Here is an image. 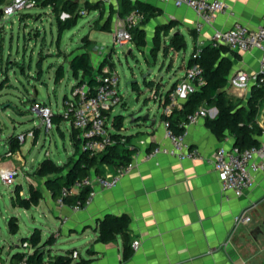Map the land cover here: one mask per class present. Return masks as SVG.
<instances>
[{
  "label": "crops",
  "instance_id": "crops-1",
  "mask_svg": "<svg viewBox=\"0 0 264 264\" xmlns=\"http://www.w3.org/2000/svg\"><path fill=\"white\" fill-rule=\"evenodd\" d=\"M8 1L3 0L0 4V14L2 6ZM64 1L66 0H58L59 5L61 6ZM69 1L77 4L80 10L85 9V13L80 16L92 14L88 20L90 29H96L93 26L94 22L99 25L104 24L111 8L113 12L107 24L108 29L104 31L110 32L112 37L116 20L123 16L118 13L122 0ZM127 1L148 3L158 10V13L143 25L146 45L137 46L138 48L150 47L153 43L155 28L171 23V27L167 29V35L174 32H180L183 35L185 48L180 51H184L189 42L188 59L196 46H209L208 40L214 30L227 29L236 22L244 24L249 29L256 28L264 13V0H222L227 4L228 11L216 13L209 23L196 29L195 24L198 17L190 7L184 5L177 7L172 0ZM86 3L98 4L96 8H89ZM36 6L41 8L40 11L49 9L53 14L51 5L41 7L37 4ZM23 14L30 16L28 11H20L18 12L19 18ZM61 14L64 17L67 16L63 11ZM219 49L232 63L223 89L238 107L246 111L253 84L243 90L237 89L228 84V76L236 69L248 72L257 70L261 50L237 51L226 47ZM80 52L87 51L80 49L72 53L66 61L69 70V60L74 54ZM87 54L88 62L93 70L100 69L101 71L97 72H103L114 69L113 65L107 63L105 51H99L101 56L97 57L98 63L95 65L91 62V55L88 52ZM188 59L183 58L177 69L174 68L173 63L170 70L174 71L173 75L176 78L166 90L162 89V81L153 83V87L147 85L149 90L147 98L155 103L156 96L166 95L170 88L172 90V85L183 76L185 67L188 66ZM146 101L144 103L147 104ZM184 101L185 98L180 99L181 105ZM205 107L209 112L208 117L213 118L216 108ZM142 108L144 110L142 113L148 112V119L135 122L129 117V125L124 126L123 116L119 130L120 136L114 144V159L117 158L116 155L128 150L130 161L133 162L132 168L122 175L111 188H104L93 180L91 185L93 196L90 202L82 208L73 210L68 203L58 204L57 198L53 197L44 185L45 176L34 173L38 164L31 171L23 172L28 181V192L24 196L29 195L30 186L40 192L39 201L35 206L40 209V214L47 219L49 224L47 232L38 228L41 239L45 233H48V236L52 234L54 238L50 245L43 248L44 252L48 251L46 258L43 254V260H47L49 255L66 254L76 250L77 256L72 258V264H264V171L257 175L251 189L239 196L233 194L225 196L220 190L218 174L212 166L211 156L218 146L233 145L234 137L232 134L225 133L222 138H218L205 124V118H200L194 123H186L183 125L182 132L189 148L197 149L201 158L178 159L161 152L150 159L142 158L143 153L155 145H170L164 136L163 115L151 113V108H146V111L144 107ZM263 118L264 98L261 99L253 118L259 129V132L254 133L259 144H264V131L261 128ZM59 124L56 125L57 128ZM70 126V136L73 140L71 123ZM113 128L116 133L114 125ZM25 133L24 139L30 132ZM36 139L37 137L32 135V141L35 142ZM118 144L122 146L120 151H116ZM18 151L19 149L12 152L15 153V158L11 163H0V168L19 169L24 164V159ZM73 152L74 140L72 141V152L67 157H70ZM65 161L53 162L63 164ZM101 168L103 175L115 171L114 166L106 163ZM94 175L96 174H91V176ZM19 186L18 184L14 188V193L18 190L19 194H23ZM242 213L247 214L250 221L236 224L235 217ZM107 214L126 217L125 238L121 233H117L108 241H101L97 238L98 220ZM51 217L57 219L58 223ZM15 228L16 232L17 223ZM60 236L76 245L67 250L53 247L56 238ZM134 239L139 241L135 248L132 246ZM125 244H129L131 249L127 257H124ZM1 251L2 249H0V259L10 263H15V258H12L13 254L20 252L11 251L9 248L1 257Z\"/></svg>",
  "mask_w": 264,
  "mask_h": 264
},
{
  "label": "rangeland",
  "instance_id": "rangeland-1",
  "mask_svg": "<svg viewBox=\"0 0 264 264\" xmlns=\"http://www.w3.org/2000/svg\"><path fill=\"white\" fill-rule=\"evenodd\" d=\"M40 10L41 8L37 6L22 10V12L28 11L30 16L23 14L20 18L18 13L9 16L0 14L1 164H9L15 158V153H7L9 136H16L23 132L31 133L37 126L35 142L32 141V133H29L23 141L17 140L20 144L18 152L24 159V164L17 169L13 183L6 185L0 178L1 257L9 248L11 251H26L27 248L20 244V238L28 237L34 228L48 231V221L40 214L38 207L33 205L26 209L14 206L11 203V197L15 196L14 188L18 184L19 189L23 191L21 196L28 192V181L23 172L31 171L46 157L62 163L72 152L70 120H62L59 128L54 123L46 126L41 115L32 109V101L35 99L44 103L51 113H64L63 98L71 99V88L75 81L66 63L71 54L85 49L91 55V62L95 65L98 63L97 57L101 56L99 51L106 52L107 63L113 65L118 74V90L124 100L122 108L115 107L112 114L121 109L125 118L124 126L129 125L128 115L140 106L144 107L145 111L146 108H151V113H160L156 102L147 98L149 90L146 81L154 80L157 74H164L160 80L163 83L162 89L166 90L176 78L173 75L174 71L170 70L173 63L174 68L177 69L182 59H188L190 54L189 42L184 51H163L161 45L168 40V35L161 36L160 47L155 55L150 53L153 43L150 47L142 49L135 46L132 41L123 45L114 44L110 32L88 27L91 13L79 16L76 24L62 31L57 42L56 15L49 9L48 11ZM83 11L80 15L85 13V9ZM63 17L60 13L59 18L63 19ZM129 49L131 52L125 55ZM161 62L162 65H160ZM59 64L63 66L64 75L55 82L54 74ZM170 75L171 78H169ZM145 100L147 104L144 103ZM121 148V144H118L116 151H120ZM10 218L17 223L15 233L9 231ZM51 219L58 223L57 219L53 217ZM47 236L48 233H45L41 241ZM65 240L63 236L57 237L53 247L67 250L76 245ZM47 253L48 251L44 252L45 258Z\"/></svg>",
  "mask_w": 264,
  "mask_h": 264
},
{
  "label": "built area",
  "instance_id": "built-area-1",
  "mask_svg": "<svg viewBox=\"0 0 264 264\" xmlns=\"http://www.w3.org/2000/svg\"><path fill=\"white\" fill-rule=\"evenodd\" d=\"M177 7L187 6L192 8L198 17L195 24L199 29L204 24L209 23L216 13L227 12L228 6L222 0H172ZM37 5L36 0H9L2 6V16H9L22 10H27ZM83 13V10L79 11ZM140 19L138 10L133 9L128 14L119 17L116 20L112 33V42L123 45L132 41L129 28ZM208 45L213 48L226 47L230 50L248 51L252 49L261 50L258 60V68L255 71L248 72L243 69H236L228 76V84L237 89H246L250 84L258 87H264V13L260 17L256 28L249 29L244 24L236 22L227 29H217L209 37ZM202 46H196L191 56L196 57L201 52ZM95 83L90 85L87 78L79 77L72 85L71 99H64V115L69 117L71 125L77 130L76 137L80 140L83 149L92 154L102 152L107 147L114 145L117 139L113 136V116L115 107L122 108L123 96L118 90V74L115 69H109L94 75ZM203 69L198 64H192L185 67L184 74L178 80L168 96H156V103L160 113L163 116H169L175 109L181 108V98L194 91L199 90L204 84ZM32 109L41 115L46 126H50V110L47 106L38 101L32 103ZM209 115L204 105L198 106L194 111L186 115V123H194L200 118ZM165 126L164 136L168 139L169 146L155 145L142 155L144 159H150L158 153H165L178 159L201 158L197 149L189 148L182 134H177L169 126V121L163 119ZM261 128L264 131V118L261 122ZM24 133L16 135L18 141H23ZM121 139V138H120ZM11 154L10 151L7 152ZM211 163L218 174L221 192L228 196L241 195L244 191L251 189L254 185L257 175L264 171V144L256 146L240 147L231 145L230 147L218 146L211 156ZM133 166V162L119 165L115 171L108 175H88L83 178H75L69 185H63L60 189V195L57 203H64L63 196L77 195L84 187H89L88 194L83 200L76 199L70 204L73 210H78L88 204L93 196L91 185L93 180L104 188L113 187L119 178L127 173ZM17 169L13 167L0 168V178L9 185ZM250 221L247 214H239L235 217L236 224H244ZM139 241L134 239L132 246L137 247ZM27 248L26 253L15 263H10L0 259V264H36L27 259L28 254L32 253L33 246L28 240H22L20 243ZM72 258H76L77 251L70 253ZM39 264H51L43 260Z\"/></svg>",
  "mask_w": 264,
  "mask_h": 264
},
{
  "label": "trees",
  "instance_id": "trees-1",
  "mask_svg": "<svg viewBox=\"0 0 264 264\" xmlns=\"http://www.w3.org/2000/svg\"><path fill=\"white\" fill-rule=\"evenodd\" d=\"M3 0H0V4ZM37 4L41 7L47 5L52 6V12L56 15L57 23V42L61 36V33L65 29L71 28L76 19L80 16V8L77 4L71 3L66 0L59 5L58 0H36ZM89 8H96L98 3L88 4ZM136 9L140 13V19L132 25L129 30L131 38L134 44L138 47L146 45L145 30L143 25L154 15L158 13L148 3L134 2L131 3L127 0H122L118 8L120 15L128 14L131 10ZM67 14L63 19L59 18L61 12ZM113 10L109 9V14L104 24L99 25L94 22V28L98 30H107L108 22ZM171 27V23L159 25L154 30L153 35V46L151 47V54L155 55L159 46V40L161 36L167 35V29ZM185 48L184 37L180 32H174L169 35L168 40L161 45L163 51L173 50L180 51ZM192 54V52H191ZM198 64L203 69V77L205 79L202 87L194 92L189 93L185 101L182 103L181 108L175 109L169 116H163L164 120L169 121V126L177 134H182L183 125L181 124L186 120V115L194 111L198 106L205 105L207 107H215L216 114L213 118L205 117V124L211 129L212 132L218 138H222L225 133L233 135V145L240 147L256 146L259 144L258 139L254 133L259 132V129L255 125L254 116L257 113L258 105L261 99L264 98V87H258L253 85L250 90V96L248 100V110H244L242 107H238L237 103L232 100L223 89L226 83V77L231 68V60L225 56L219 48H213L210 46H202L201 52L198 56L188 59V65ZM69 68L72 72L73 77L78 80L79 75L87 78L90 85L95 83L94 75L101 71L100 69L93 70V67L88 62L87 52H80L74 54L69 60ZM64 75L63 66L59 64L56 67L54 74V81L58 82ZM148 86L153 87L152 81H147ZM174 86V84L172 85ZM171 88L168 90L165 96H168ZM66 97L63 98V100ZM35 99L32 101V103ZM44 105V103H41ZM69 119L68 116L63 113H50L49 120L50 124L54 123L58 125L60 121ZM123 115L115 114L113 116V125L117 132L113 136L118 139L120 136V129L122 126ZM73 127V126H72ZM119 131V132H118ZM28 133V132H27ZM34 137L37 134V128H33L31 132ZM77 130L73 127L72 135L74 140V152L67 158L63 164H56L50 158L46 157L40 161L34 170L37 175L45 176L44 185L52 193L53 197L58 198L60 195V189L63 185H69L75 178H83L92 173L96 175H103L101 166L106 163L112 166L118 167L119 165L126 164L130 161V156L125 151L122 154L116 155L114 153V145L107 147L102 152L92 154L88 150L80 147V140L76 137ZM26 134V133H24ZM9 151L12 153L18 150L20 144L18 143L16 136L11 135L8 138ZM15 196L12 198L11 203L14 206L23 208H30L31 206L37 205L40 192L34 189L32 186L29 187V195L27 197L21 196L18 190H15ZM89 187L82 188L77 195L63 196L62 200L64 203L72 204L76 199L83 200L88 194ZM9 230L15 232L16 222L10 218L8 221ZM127 219L125 216H113L105 215L98 220V239L101 241H108L115 237L117 233H121L124 238L126 237ZM28 240L33 246L32 253L28 254L27 259L29 261L39 264L43 261V248L46 245H50L54 238L50 234L45 240L41 241L40 230L34 228L28 237H22L20 239ZM131 252L130 245L125 244L124 257H127ZM26 252H16L12 258H15L14 262H17ZM71 252L66 254H53L49 255L47 262L51 264H72ZM80 262V261H79ZM78 263V262H77ZM76 264V263H74Z\"/></svg>",
  "mask_w": 264,
  "mask_h": 264
},
{
  "label": "water",
  "instance_id": "water-1",
  "mask_svg": "<svg viewBox=\"0 0 264 264\" xmlns=\"http://www.w3.org/2000/svg\"><path fill=\"white\" fill-rule=\"evenodd\" d=\"M129 52H131V50L129 49L127 51V53L125 55H127ZM162 65V62L161 64ZM164 74H157L156 76H154V80L149 79L148 81H152L153 83H156L157 81H161L160 78L163 76ZM145 77V76H144ZM147 82V81H146ZM142 106H140L139 108L136 109L135 112L130 113L128 116L131 118V121H135V122H142V120H147L148 119V112H144L142 113ZM118 114H122V110L118 111Z\"/></svg>",
  "mask_w": 264,
  "mask_h": 264
}]
</instances>
